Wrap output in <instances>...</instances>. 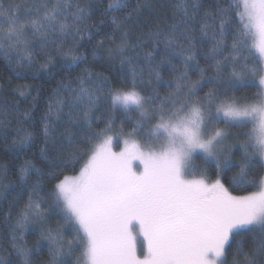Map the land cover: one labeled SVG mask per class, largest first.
<instances>
[{"label":"trees","instance_id":"obj_1","mask_svg":"<svg viewBox=\"0 0 264 264\" xmlns=\"http://www.w3.org/2000/svg\"><path fill=\"white\" fill-rule=\"evenodd\" d=\"M0 15V264L80 263L85 236L55 184L80 170L102 132L145 139L118 92L147 107L169 106L185 81L212 105L262 93L237 0H0ZM218 125L234 147L223 162L196 153L193 166L235 196L257 191L264 162L251 125ZM220 264H264V222L232 233Z\"/></svg>","mask_w":264,"mask_h":264},{"label":"rangeland","instance_id":"obj_2","mask_svg":"<svg viewBox=\"0 0 264 264\" xmlns=\"http://www.w3.org/2000/svg\"><path fill=\"white\" fill-rule=\"evenodd\" d=\"M237 1L258 43L261 96L212 105L210 96L191 98L200 85L185 81L169 106L147 107L136 92H118L115 101L131 109L145 139L106 130L80 170L55 184L85 236L78 264H220L232 233L264 222V176L257 191L235 196L220 175L206 178L191 162L196 153L223 162L234 147L219 118L250 124L264 162V0Z\"/></svg>","mask_w":264,"mask_h":264}]
</instances>
